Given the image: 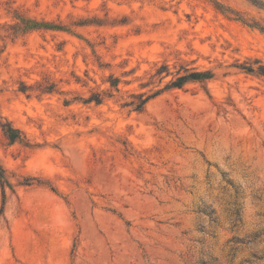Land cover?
I'll return each instance as SVG.
<instances>
[{
	"label": "rangeland",
	"instance_id": "rangeland-1",
	"mask_svg": "<svg viewBox=\"0 0 264 264\" xmlns=\"http://www.w3.org/2000/svg\"><path fill=\"white\" fill-rule=\"evenodd\" d=\"M261 68L264 0H0V264H264Z\"/></svg>",
	"mask_w": 264,
	"mask_h": 264
},
{
	"label": "trees",
	"instance_id": "trees-1",
	"mask_svg": "<svg viewBox=\"0 0 264 264\" xmlns=\"http://www.w3.org/2000/svg\"><path fill=\"white\" fill-rule=\"evenodd\" d=\"M261 73L264 74V69H260ZM212 77V74L207 71V72H193L190 73L189 75H181L179 77H177L174 81H172V85L176 86V87H181L183 86V84L185 83V81H187L189 78H194V79H199V80H204V79H210ZM115 84V83H114ZM97 102H100L101 99H95ZM144 102H142L141 104H139V108L142 107ZM15 131H17V129H13V128H9L6 133L8 135V137L10 139H15L16 137H18V135L15 134ZM0 175L1 177H3V168L0 165Z\"/></svg>",
	"mask_w": 264,
	"mask_h": 264
}]
</instances>
